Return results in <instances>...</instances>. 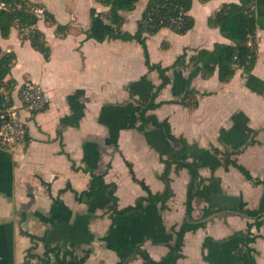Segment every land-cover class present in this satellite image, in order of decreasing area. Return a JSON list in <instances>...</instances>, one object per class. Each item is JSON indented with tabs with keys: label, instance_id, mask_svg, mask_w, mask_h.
<instances>
[{
	"label": "crops",
	"instance_id": "crops-1",
	"mask_svg": "<svg viewBox=\"0 0 264 264\" xmlns=\"http://www.w3.org/2000/svg\"><path fill=\"white\" fill-rule=\"evenodd\" d=\"M30 1L52 13L58 23L69 25L70 31L58 37L55 25L40 16L35 27L51 47L49 59L21 39L18 26L7 38L0 32L3 53L16 55L9 76L16 83L13 104L22 106L19 88L27 78L47 91L45 106L36 114L20 110L28 127L26 142L13 150L0 147V264H57L52 254L45 257L47 245L73 250L78 257L88 253L86 264H117L125 251L142 244L160 261L176 240L172 227L179 229L185 219L191 181L187 168L172 167L175 196L166 209L145 203L141 213L116 215V224L107 212L111 199L106 190L96 189L84 202L74 193L89 188L91 174L83 169L88 168L117 185L119 209L135 205L147 192L132 179L126 161L152 193L164 191L160 175L165 165L160 158L179 145L162 128L137 129V101L150 100L162 82L159 73L148 70L136 40L99 41L113 31L106 18L109 7L95 0ZM148 1L122 11L123 31L136 32ZM239 1L193 0L189 14L195 24L187 33L163 28L145 34L152 63L171 66L187 51V57L168 71L170 83L157 101L181 100L188 89L201 94L196 108L165 103L151 112L168 119L173 134L188 141V157L196 161L199 175L214 176L195 190L193 217L198 221L205 208L225 209L243 202L257 210L264 196V185L247 180L234 166L226 170L212 150L245 147L233 159L254 178L264 179V0H256L258 60L249 76L238 69L231 81L221 83L217 72L203 78L200 66L189 65L196 49L231 43L208 19L223 4ZM253 137L257 142L247 146ZM69 185L74 191H63ZM260 215L217 213L203 219L204 226L185 233L177 264H264V212ZM127 264L144 262L137 256Z\"/></svg>",
	"mask_w": 264,
	"mask_h": 264
},
{
	"label": "trees",
	"instance_id": "trees-1",
	"mask_svg": "<svg viewBox=\"0 0 264 264\" xmlns=\"http://www.w3.org/2000/svg\"><path fill=\"white\" fill-rule=\"evenodd\" d=\"M95 1L109 7L106 18L113 25V31L106 33V35L102 39H99V41H103L106 38L121 39L123 41L136 40L143 48L145 63L148 70L157 71L162 81L152 93L148 102L137 101L141 106V110L137 116V120L139 121L137 129L139 131H144L149 125L156 128H162L167 138L179 146L172 147L167 158H160L161 162L165 165L164 171L160 175L161 180L165 184V189L161 193H152L148 185L136 177L133 164L126 161L132 179L140 184L147 192L146 196H141L136 200L135 205L119 209L118 198L115 195L117 185L106 183L104 174H96L88 168H83L84 171L90 172L91 174V184L87 190L77 192L69 185L63 191L68 189L73 190L77 201L84 202L89 201L94 197L96 189L106 190L111 199V204L107 208V212L110 214L113 224H116L118 222L116 215L122 216L130 213H141L144 209L145 203L160 204L162 209H166L167 202L175 196L171 186L172 180L170 177L172 167L175 166L177 171L182 168H187L191 174V181L187 190L186 215L179 229H176L175 226L172 227V231L176 234V240L174 244L168 245V254L160 261H156L150 256L147 250L142 248V244H138L132 249L125 251V253L120 256V260L117 263L127 264L129 261L139 256L144 264H177L178 259L183 255L182 247L186 232L195 231L204 226L206 222L203 219L212 218L217 213L223 215L240 214L249 217L259 216L258 218H260V214L264 212V196L261 200L260 207L257 210L248 209L245 204L241 202L235 207H228L225 209L213 210L211 208H205L203 210L201 221L196 220L193 217V199L195 190L206 181L213 180L214 176L210 178L200 176L196 161L189 160L188 141L182 136L178 137L173 134L168 119L160 120L157 115L151 113L165 103H180L185 106H191L192 108L198 106L197 95L200 93L194 89H188L181 100L157 101L160 92L170 83L168 71L175 68L182 59L187 57V51L185 50L183 54L178 56L171 66L163 67L161 64L152 63L145 35L155 34L163 28H170L177 34L187 33L195 24L194 18L189 14L193 0H149L135 33L123 31L122 26L124 17L122 11L135 10L136 5L140 0ZM255 6L256 0H240L239 3H226L223 4L214 15L209 17V25L219 28L221 34L230 40L231 43H215L212 49L200 48L195 50V53L189 59V65L192 67L200 66L201 76L203 78H208L217 72L220 82L227 83L233 79L238 69H241L247 76L251 74L258 60L259 48L257 41V16ZM180 7H183L185 10V19L181 25H171L169 20L176 15L177 9ZM39 8H42L40 4L33 3L30 0H0V32L4 38H7L10 35L12 27L18 26L22 36L21 39L29 40L35 50L41 52L45 59H49L51 55V47L48 45L44 34L35 27L40 16H44L47 22L55 25V31L58 37L62 38L67 36L70 27L69 25L58 23L52 13ZM39 10H42V13H40ZM148 14H152L153 25H147L145 22L148 18ZM87 38H91V36L87 35ZM15 59L16 55L14 52L3 53L2 48L0 47V86H5L11 91L16 85L15 80L9 77ZM3 108L4 99L0 94V109ZM255 134L253 136H255ZM26 139H28V136ZM256 142L257 141L253 137L247 146L253 145ZM244 148L230 151L228 149L219 150L216 147H213L212 150L215 154L221 157L226 170L229 166H234L247 180L256 185H264V179L254 178L243 165L239 164L236 159H233V156L241 153ZM73 168L78 170L75 163H73ZM256 225L259 227L261 222H258L257 220ZM248 230H250V225L248 226ZM30 237L33 240L35 238L34 236ZM51 254L54 256L57 264H86L88 256V253H86L85 256L78 257L73 250L67 248L64 249L60 245L54 247L47 245L45 248V257H48ZM44 260L48 262L46 258H44Z\"/></svg>",
	"mask_w": 264,
	"mask_h": 264
},
{
	"label": "built area",
	"instance_id": "built-area-1",
	"mask_svg": "<svg viewBox=\"0 0 264 264\" xmlns=\"http://www.w3.org/2000/svg\"><path fill=\"white\" fill-rule=\"evenodd\" d=\"M42 13V10H39ZM185 19V10L178 8L176 15L170 18L171 25H181ZM152 14H148L147 25L152 24ZM12 92L5 86H0V94L4 99V111L1 114L2 123L0 125V147L5 150H13L15 147L26 142L28 136L27 123L21 116V108L30 114H36L43 109L47 101V91L39 83L32 79L22 81L19 92L22 99V106L17 107L12 101Z\"/></svg>",
	"mask_w": 264,
	"mask_h": 264
}]
</instances>
